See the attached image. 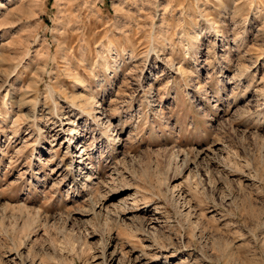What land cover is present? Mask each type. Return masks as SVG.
<instances>
[{
  "label": "rangeland",
  "instance_id": "1",
  "mask_svg": "<svg viewBox=\"0 0 264 264\" xmlns=\"http://www.w3.org/2000/svg\"><path fill=\"white\" fill-rule=\"evenodd\" d=\"M0 264H264V0H0Z\"/></svg>",
  "mask_w": 264,
  "mask_h": 264
},
{
  "label": "bare ground",
  "instance_id": "2",
  "mask_svg": "<svg viewBox=\"0 0 264 264\" xmlns=\"http://www.w3.org/2000/svg\"><path fill=\"white\" fill-rule=\"evenodd\" d=\"M106 65V64H105ZM107 66V65H106ZM106 69H107V67H106ZM81 82V81H80ZM80 98V99H79ZM91 97H84V99L81 97V96H77L75 99H79V100H81L79 103H81V105L79 106V108H83V106H86V105H88V100L90 99ZM90 105V104H89ZM87 107V106H86ZM88 109V108H87ZM94 109H90L89 111H90V115H92V111H93ZM88 111V112H89ZM94 112V111H93ZM72 130V129H71ZM73 131V130H72ZM117 138V137H116ZM124 206V205H123ZM122 206V207H123ZM122 207H120V208H122ZM132 209H134V207L132 208ZM127 210H129V207H127V206H125L124 208H123V211L122 212H126ZM119 213V212H118ZM29 226V225H28ZM103 253V252H102ZM101 253V255H103ZM105 256V255H104ZM103 260L105 261V257L103 258ZM102 263H104V262H102Z\"/></svg>",
  "mask_w": 264,
  "mask_h": 264
}]
</instances>
